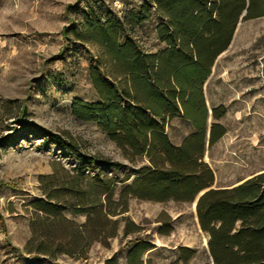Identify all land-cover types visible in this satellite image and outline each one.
Wrapping results in <instances>:
<instances>
[{"label": "rangeland", "instance_id": "obj_1", "mask_svg": "<svg viewBox=\"0 0 264 264\" xmlns=\"http://www.w3.org/2000/svg\"><path fill=\"white\" fill-rule=\"evenodd\" d=\"M144 2L0 0V214L7 230L3 233L0 229L2 264L36 262V257L26 255L25 248L33 237L31 225L36 213L32 203L46 199L45 190L62 187L70 174L84 167V187L104 172L118 180V200L122 189L132 185L149 164L146 157L130 158L98 123L75 115L77 103L101 102L91 78L98 49L69 34L72 29L84 30L88 17L95 14L121 15ZM157 26L154 17L137 29L140 44L151 53L165 48ZM215 37L226 38L212 32L200 44L201 49L206 51ZM203 92L210 125L215 122L213 110L226 109L217 123L227 133L214 147L207 148L204 156L215 173L213 188L232 189L264 174V17L240 21L227 51L215 61ZM9 102L14 103L10 106ZM166 132L173 144L180 145L194 128L178 117ZM109 162L121 167L112 170ZM55 177L54 184L49 182L48 178ZM125 179L129 180L123 183ZM196 202L130 199L129 211L114 218L126 221L109 247L96 243L83 257H42L41 262L104 264L118 255L119 264H127L128 245L142 238L155 246L144 256L146 264H174L185 255L182 249L194 252L189 264H213L210 237L201 229ZM64 216L78 225L87 221L86 215L70 211ZM127 223L142 231L125 237Z\"/></svg>", "mask_w": 264, "mask_h": 264}, {"label": "trees", "instance_id": "obj_2", "mask_svg": "<svg viewBox=\"0 0 264 264\" xmlns=\"http://www.w3.org/2000/svg\"><path fill=\"white\" fill-rule=\"evenodd\" d=\"M154 17L158 38L165 44L157 53L144 50L137 37V29ZM263 17L264 0H146L121 15L95 14L88 17L84 30L69 31L98 49L91 78L101 102H79L75 115L98 123L130 158L146 157L149 164L132 185L122 189L118 200V180L100 172L84 187V167L70 174L62 187L45 190L46 199L32 203L36 216L25 253L37 260L30 264H43L42 257H83L96 243L109 247L126 221L114 218L129 211L130 199L194 203L204 191L197 214L202 231L210 237L213 264H264V174L232 189L213 188L215 173L204 156L227 133L217 123L226 109H214L215 122L210 125L203 92L215 61L227 51L240 21ZM215 31L226 38L215 37L203 51L200 44ZM21 111L25 113L24 108ZM178 117L190 122L194 132L175 145L166 128ZM108 165L112 170L121 167ZM48 179L54 184L56 177ZM67 211L86 215V223H74L64 216ZM0 229L7 232L1 214ZM141 231L127 223L124 236ZM128 248L127 264H146L143 258L155 246L138 238ZM182 251L185 255L174 264H189L193 258L192 250ZM104 264H119V256Z\"/></svg>", "mask_w": 264, "mask_h": 264}, {"label": "water", "instance_id": "obj_3", "mask_svg": "<svg viewBox=\"0 0 264 264\" xmlns=\"http://www.w3.org/2000/svg\"><path fill=\"white\" fill-rule=\"evenodd\" d=\"M204 194H205V193H204ZM204 194H203V195H204ZM203 195H200V196L197 198V200H196V201H197V202H196V206L198 205V202H199V200L201 199V197H202Z\"/></svg>", "mask_w": 264, "mask_h": 264}, {"label": "crops", "instance_id": "obj_4", "mask_svg": "<svg viewBox=\"0 0 264 264\" xmlns=\"http://www.w3.org/2000/svg\"><path fill=\"white\" fill-rule=\"evenodd\" d=\"M243 21V20H242Z\"/></svg>", "mask_w": 264, "mask_h": 264}]
</instances>
